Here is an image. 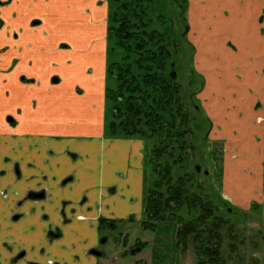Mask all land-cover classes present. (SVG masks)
<instances>
[{
    "label": "crops",
    "instance_id": "obj_1",
    "mask_svg": "<svg viewBox=\"0 0 264 264\" xmlns=\"http://www.w3.org/2000/svg\"><path fill=\"white\" fill-rule=\"evenodd\" d=\"M256 3L260 22L248 48L260 53L264 71V0ZM107 19L108 0H0V264H36L30 254L23 258L20 240L39 241L35 253L41 254L50 222L65 236L88 235L84 254L90 257L101 220H131L134 206L141 218L147 146L141 139L104 134ZM207 85L205 92L208 79ZM250 87L254 94L245 86L238 105L260 101L263 107L250 105L240 114L237 125L245 133L238 139L226 133L234 113L225 116L224 127L218 123L215 94L208 98L214 114H208L212 139L228 138L221 169L225 199L244 210L258 206L264 223V125L254 122L264 116V72ZM228 144L238 149L234 163ZM32 193L44 197L30 199ZM59 233L56 240L64 238ZM73 251L66 254L76 264Z\"/></svg>",
    "mask_w": 264,
    "mask_h": 264
},
{
    "label": "rangeland",
    "instance_id": "obj_2",
    "mask_svg": "<svg viewBox=\"0 0 264 264\" xmlns=\"http://www.w3.org/2000/svg\"><path fill=\"white\" fill-rule=\"evenodd\" d=\"M141 2H144L142 8L149 4L148 11L152 12V18L162 16V22L156 20L155 26L160 28L158 31H168L170 36L168 49H175L177 53L176 80L184 100L183 111H187L188 121L195 129L194 137L191 138V145H194L195 149L190 150L192 164L200 166L195 180L205 187L206 194L219 208L220 215L227 218L232 225L229 232L223 231L222 234L221 251L225 264H264V223L261 209L252 205L244 210L225 199L221 191V169L224 142L228 138L222 134L223 138L217 141L212 139L213 121L208 114V111L210 114H218L216 116L218 123L224 127L225 116L234 113L230 131L225 130L227 136L235 134L238 139L245 133L244 127L239 128L237 125L241 123L240 114L248 111L250 105L257 111L263 107L260 101L247 102L248 108L243 104L238 105L243 88L249 87L248 93L253 95L251 83L253 80L258 81L259 74L264 72L260 53L248 48L249 45L252 46V42L254 43L251 30L257 29L260 22V18L255 20L258 13L256 0H141ZM227 14L229 15L226 19ZM207 79L210 87L209 91L205 92L208 88ZM212 94L217 98V103L213 105L214 113L212 100L210 99L211 105L208 103L209 95ZM222 97L226 98V103L219 101ZM232 108L235 112H229ZM254 122L257 125H264V116L255 117ZM238 128L240 134L236 132ZM222 132L218 127V133ZM150 143L147 141L145 145L149 147ZM145 148L148 174L149 151L147 147ZM228 153L231 162L238 160L237 148L228 144ZM251 170L257 174L256 168ZM242 176L247 181L248 176ZM147 185L146 176L145 190ZM262 186L264 188V182ZM143 198L145 200V191ZM138 209L139 207L134 206L130 211L133 216L131 220H117L113 226H110L108 221L98 229L99 240L92 249L98 255L85 256L84 252L90 243L88 235L66 232L65 236L63 228L54 225L53 222H50L52 226L50 223L47 225L51 228L47 235L50 239L44 241L43 235L40 241L41 254L35 253L39 241L32 244L26 238L20 240V244L23 245L20 252L24 254L23 258L30 254L31 258L34 257V260L30 261L36 264H43L47 258L66 260L65 264H71L70 255L66 254L70 247L76 254L74 255L76 264H196L191 244L187 245L184 253L176 246L174 222L158 224L155 230L144 229L141 226L143 212L141 218L135 215ZM22 226L26 227V224ZM45 226L41 229L45 230ZM38 230L40 231V227ZM59 231L64 238L56 240L60 236ZM136 248H140V252H133ZM59 249H63L64 252L60 254ZM47 262L54 264L52 261ZM57 263H60L59 260Z\"/></svg>",
    "mask_w": 264,
    "mask_h": 264
},
{
    "label": "trees",
    "instance_id": "obj_3",
    "mask_svg": "<svg viewBox=\"0 0 264 264\" xmlns=\"http://www.w3.org/2000/svg\"><path fill=\"white\" fill-rule=\"evenodd\" d=\"M143 3L108 0L104 134L151 142L141 226L155 230L174 222L176 246L185 251L191 244L196 264H225L222 234L232 225L195 180L200 168L190 152L195 129L183 111L177 53L168 49V31L155 26L162 16L152 18ZM107 222L101 220L99 228Z\"/></svg>",
    "mask_w": 264,
    "mask_h": 264
},
{
    "label": "water",
    "instance_id": "obj_4",
    "mask_svg": "<svg viewBox=\"0 0 264 264\" xmlns=\"http://www.w3.org/2000/svg\"><path fill=\"white\" fill-rule=\"evenodd\" d=\"M196 171H199V167H196ZM205 175H207V172H205ZM29 198L30 199H41L43 198V193H40V194H30L29 195ZM94 254H97V253H94Z\"/></svg>",
    "mask_w": 264,
    "mask_h": 264
},
{
    "label": "flooded vegetation",
    "instance_id": "obj_5",
    "mask_svg": "<svg viewBox=\"0 0 264 264\" xmlns=\"http://www.w3.org/2000/svg\"><path fill=\"white\" fill-rule=\"evenodd\" d=\"M175 241H176V238H175ZM184 253V251H182ZM95 252L92 251V254H94ZM95 255H98V254H95ZM195 256V255H194Z\"/></svg>",
    "mask_w": 264,
    "mask_h": 264
}]
</instances>
